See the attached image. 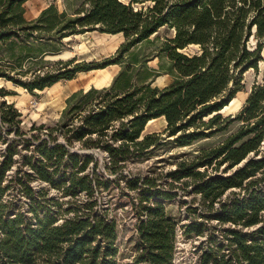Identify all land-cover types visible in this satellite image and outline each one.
Instances as JSON below:
<instances>
[{"label":"trees","instance_id":"trees-1","mask_svg":"<svg viewBox=\"0 0 264 264\" xmlns=\"http://www.w3.org/2000/svg\"><path fill=\"white\" fill-rule=\"evenodd\" d=\"M28 1L0 0V79L34 94L82 72L121 69L109 87L71 94L53 126L26 132L14 103L0 104V264H120L118 212L126 198L125 214L136 220L135 263L175 264L179 225L164 201L181 190L199 194L204 217L218 224L212 230L196 218L182 226L203 238L198 264H264V0H83L72 12L53 2L33 20ZM162 28L174 35L140 57L134 50ZM94 31L125 40L101 61L46 59L64 39ZM155 57L166 58L161 67L173 78L163 89L152 87L158 73L148 62ZM251 69L262 72L261 81L235 116H225ZM161 117L165 130L143 135ZM11 135L30 153L21 154ZM203 140L176 161L169 182L156 172L123 174L130 161L163 146L194 148ZM76 143L104 149L110 177L98 173L92 154L73 151ZM34 180L45 186L36 190ZM49 188L67 199L49 196ZM16 190L28 199L24 208L15 207Z\"/></svg>","mask_w":264,"mask_h":264},{"label":"rangeland","instance_id":"rangeland-1","mask_svg":"<svg viewBox=\"0 0 264 264\" xmlns=\"http://www.w3.org/2000/svg\"><path fill=\"white\" fill-rule=\"evenodd\" d=\"M83 0H33L26 5V9L28 13L26 14L27 19L33 20V16L35 12L34 10H38L40 6H42V2L49 4L56 3L61 11L67 9L68 12H72L76 7H78ZM127 2L128 0H123ZM50 3V4H51ZM34 4H38V6H34ZM105 33H101L100 31L88 32L85 34L75 35L69 38L64 39L62 50L58 55L48 56L46 59L50 61L63 60L67 61L72 58H77L76 63H80L83 61L92 62V61H101L104 57H108L113 55L119 46L124 42V36L122 34H118L115 36H110L108 34L105 37ZM174 31L168 30L166 28H162L158 33L151 37L149 42H146L139 47H137L134 51L139 54L140 57L146 55H152L157 52V49L162 40H164L167 36H173ZM256 39L252 38L250 41V48L253 49L256 47ZM113 48H110L112 47ZM116 47V48H114ZM196 47H190L187 49L189 52H193ZM264 57V51H263ZM165 57H155L154 59L148 62V66L157 71V76L152 87H157L163 89L172 83V76L163 72L161 64L165 63ZM75 63V64H76ZM32 64L28 65L31 66ZM52 65H50L51 67ZM32 67H35L32 65ZM54 68V67H52ZM56 69V68H54ZM121 66L109 67L108 71L110 72H119ZM264 70V62L260 63V71ZM100 71H95L91 73L78 74L74 81L70 82L69 80L60 81L52 87L46 88L44 91L39 92L36 91L34 94L30 93L24 87L14 84L11 81H7L5 79H0V89L7 93L6 96H0V104L3 101H7L8 103H14L16 109L22 114L21 119L23 120L22 129L28 132L33 125L39 126L40 124H45L48 126H53L58 123L61 118L62 112L66 108V100L68 96L71 94L72 90L70 85L77 82V79H81L82 77L90 78L91 76H95L99 74ZM27 77H23L25 80ZM262 79V72L257 74L254 69L249 70L244 77L243 81V89L238 92L237 98L238 104L234 106L233 109L226 110L222 112L225 116L233 115L235 116L241 108L244 106L250 91L253 85ZM166 125L163 122L162 118H159L156 123L147 127L143 133V135L150 133H161L165 130ZM238 128V124H233L229 130V133L234 132ZM225 134L218 135L212 139L210 142H216L225 137ZM11 140L17 141V146L21 149V154H29V151L24 149V145L26 142L23 139L18 138L15 135L10 136ZM60 142H65L63 138H60ZM209 142L207 140L200 141L196 143L193 147H183L176 148L170 145L163 146L158 150L152 151L149 157L140 159V160H132L128 163L123 174L128 176L131 174H145V173H154L156 172L159 175H162V178H165L167 182L170 181V178H166L167 173L171 172L176 167V161L179 160L184 154L189 153L191 150L200 147L201 145ZM36 142H32L30 148L33 149ZM5 149V145H1L0 153H2ZM73 151L79 152L80 154H92L99 162L98 165V173L103 177H110L106 171L105 164L108 161L107 152L101 148H93L90 150L81 149V145L76 143L72 148ZM18 159V158H17ZM21 162V158L18 160ZM19 164V163H18ZM22 170L31 171L28 167L22 166ZM92 172V169H90ZM11 175L14 174V171L10 172ZM62 174V173H61ZM60 174V175H61ZM114 179V176H112ZM121 185L125 186L126 181L121 180ZM33 186L36 190H39L43 186L44 183H41L38 180L33 181ZM118 190V189H117ZM49 196L56 197L57 199H61L64 201L67 198L62 197V193L57 191L56 189L48 190ZM14 202L16 208H24L27 205L28 199L22 195V193L17 190L14 191ZM102 203H105L108 199L106 194L99 195ZM119 199L122 197H118ZM127 198L122 201V208L119 209V219H120V227H119V246H120V264H136L134 261V242L133 237L136 234V229L134 223L136 220L132 218V216L127 217L125 211L129 208L127 203ZM167 212L169 216L173 217L178 225L179 231L176 239V256H175V264H198L199 262V249L200 243L203 238L197 237L195 235H185L183 225L188 224L190 221L194 219H198L201 221L202 219L207 222V225L210 229L214 230L218 227L216 219L213 217L207 218L204 217L206 215L205 208L200 201V195L194 193L190 190L188 193H184L182 190L175 199L173 200H165L164 201ZM198 208L197 213H193L191 209Z\"/></svg>","mask_w":264,"mask_h":264},{"label":"crops","instance_id":"crops-1","mask_svg":"<svg viewBox=\"0 0 264 264\" xmlns=\"http://www.w3.org/2000/svg\"><path fill=\"white\" fill-rule=\"evenodd\" d=\"M33 0H29L26 4H25V7H26V5L29 3V2H32ZM48 3V2H47ZM47 3H45V2H42V6H40L39 7V9L38 10H34L35 12H33L34 13V16H33V19H35V18H37L39 15H40V13L45 9V8H47L49 5H50V3L51 2H49V4H47ZM34 6H38V4H34ZM28 13V10L26 9V14ZM27 18V17H26ZM29 20V19H28ZM114 66H116V65H112V66H109V67H114ZM108 67V68H109ZM108 68H106V69H99V70H94V71H91L92 73L93 72H95V71H100L99 72V74H97V75H95V76H91L90 78H81V79H79V81H78V79H77V88L76 89H74V90H72V92H71V94H73L74 92H77V91H79V90H89V89H91V88H97V89H102V88H105V87H109L110 85H111V83H112V81H113V79H112V81L109 83V84H102L101 86H97V84H96V82L94 81V79L95 78H98L99 80L102 78V72H104L105 70H107ZM91 72H82V73H79V74H86V73H91ZM118 74V71L116 72V74H115V76ZM114 76V77H115ZM72 81H74V79L73 80H70V82H72ZM59 83V82H58ZM70 94V95H71ZM69 95V96H70ZM68 96V97H69Z\"/></svg>","mask_w":264,"mask_h":264},{"label":"bare ground","instance_id":"bare-ground-1","mask_svg":"<svg viewBox=\"0 0 264 264\" xmlns=\"http://www.w3.org/2000/svg\"><path fill=\"white\" fill-rule=\"evenodd\" d=\"M107 35H108V34H106L105 37H106ZM110 36H115V35H111V34H110ZM106 38H107V37H106ZM110 48H113V46L110 47ZM114 48H116V47H114ZM116 66H118V65H116ZM107 68H108V67H107ZM105 69H106V68H105ZM115 74H116V72H110V71H108V69H107V70H105L104 72H102V78H101L100 80H99L98 78H95L94 81L96 82L97 86H101L102 84H109V83L112 81V79L114 78ZM97 76H98V75H97ZM70 88H71V90L76 89V88H77V83H73V84H71V85H70ZM38 91H39V90H38ZM39 92H42V91H39ZM237 104H238L237 98H234V99L231 101V103H230L228 106H226V107L222 110V112H225L226 110H229V109H230V110L233 109V107H234V106H237ZM161 118L163 119V122L165 123V125H167V122H166L165 117H161ZM158 119H159V118H158ZM158 119H153V120L149 121V123L147 124V127H149V126H151L152 124L156 123Z\"/></svg>","mask_w":264,"mask_h":264},{"label":"water","instance_id":"water-1","mask_svg":"<svg viewBox=\"0 0 264 264\" xmlns=\"http://www.w3.org/2000/svg\"><path fill=\"white\" fill-rule=\"evenodd\" d=\"M147 128V126L145 127V129Z\"/></svg>","mask_w":264,"mask_h":264}]
</instances>
